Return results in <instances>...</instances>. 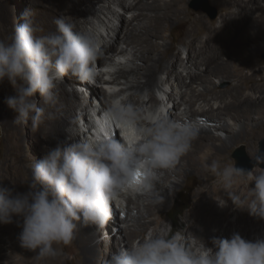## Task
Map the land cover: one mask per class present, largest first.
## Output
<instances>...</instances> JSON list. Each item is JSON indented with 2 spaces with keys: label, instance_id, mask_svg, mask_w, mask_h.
<instances>
[{
  "label": "bare ground",
  "instance_id": "6f19581e",
  "mask_svg": "<svg viewBox=\"0 0 264 264\" xmlns=\"http://www.w3.org/2000/svg\"><path fill=\"white\" fill-rule=\"evenodd\" d=\"M41 1L53 13L58 12L65 17L75 30L94 31L100 43L96 63L104 66L108 62L109 68H113L106 72L100 71L99 80L104 83H122L125 88L121 91L129 92L124 97L126 101L143 109L156 107L154 103L157 98L151 89L158 71L165 70L170 75L180 59L179 48H172L166 43H162L161 48L155 44V37H165L167 22H178L185 26L183 44L189 66L184 65L186 77L181 72L174 73L180 92L173 93L171 90L168 100L172 101V106L166 113L172 118L183 117L193 124L200 119L208 123V127L195 124L199 134L192 142L190 151L171 169L158 170V179L150 194L142 193L134 197V194L127 193L133 191H124L113 201L124 217L122 222L127 223L123 230L125 237L122 236V230L121 237L111 233L110 215L106 223L97 228L96 225H78L74 239L68 244L69 248L65 250L62 245L59 247L60 244H56L54 247L58 255L40 260L33 252L20 247L17 240L20 229L15 223L0 224V264H63V251L74 254L80 264H104L117 250L98 259L96 251L100 233L115 239L120 248L133 242L150 226V233L162 231L161 215L190 174L201 172L208 178L206 163L219 160L222 167L227 165V152L237 142L245 144L251 155L259 148L264 134V70L256 57L264 51V0H216L223 8L218 24L206 22L200 13L192 14L186 8L187 0ZM116 7H120L123 12H119ZM129 11H133L131 17L126 16ZM153 43L155 47L151 48ZM159 48L162 50L160 55ZM113 54L128 55L126 61L130 65L116 62ZM139 61H145V65L139 66ZM105 74L109 78L104 79ZM209 75L228 80V86L221 88L216 83L210 84ZM122 77L124 81L119 80ZM186 78L190 79L189 83ZM84 82L71 74L65 75L61 85L71 91L61 90L57 103L51 107L45 106L51 117L46 113L39 127L30 129V138L39 145L42 156L69 135L73 139L94 135L93 116L102 114L106 100L113 95L103 91L104 100L96 101L95 92L87 96L90 90ZM192 82L205 85L198 90ZM78 94L87 104H78ZM39 104L44 106L43 102ZM92 104L93 107H89ZM69 105L79 106L71 109ZM182 105L184 112L180 114L178 110ZM74 119L77 129L73 126ZM3 120L7 132L5 140L11 145L12 135L17 132V128H10L7 115ZM217 123L221 125L218 127ZM115 136L119 137L117 131ZM20 158L5 155L0 159V185L24 192L27 183L23 182L27 178L31 179V173L25 170ZM244 160L240 157L235 161L244 166ZM253 186L254 182L243 185L240 181H234V190L242 197L247 195L248 187ZM221 198L226 201L223 207L217 203ZM232 215H235V219H231ZM233 229L248 240H251V234H254V238L256 235L264 237V219L249 215L247 210L235 208L225 194L224 186L210 191L206 182L199 184L180 228L185 242L195 248L204 240L211 247L212 236L228 238ZM191 237L194 241L190 240Z\"/></svg>",
  "mask_w": 264,
  "mask_h": 264
},
{
  "label": "clouds",
  "instance_id": "9594fccd",
  "mask_svg": "<svg viewBox=\"0 0 264 264\" xmlns=\"http://www.w3.org/2000/svg\"><path fill=\"white\" fill-rule=\"evenodd\" d=\"M21 19L0 40V83L7 80L14 90L3 99L15 113L14 123L31 119L36 129L47 113L45 106L57 103V80L71 74L95 81L100 43L93 30L77 31L62 17L53 20L55 31L47 35H37L42 30L31 12L22 13ZM37 94L44 106H38ZM92 125L94 135H69L39 160H31V179L23 182L26 191L0 185V224L15 223L20 247L37 259L56 257L54 245L71 243L78 225L103 226L111 215L110 204L122 192H150L158 170L174 167L199 134L183 117L172 118L162 107H137L124 97L110 96ZM113 127L120 129L119 137L112 134ZM251 159L257 171L235 161L222 167L212 160L205 167L221 178L235 208L264 219V167L259 166L264 153L257 148ZM236 178L254 182L244 197L234 190ZM217 203L226 205L223 198ZM211 245L203 240L194 248L181 232L162 230L120 247L104 264H264V237L248 240L233 232L228 238L212 236Z\"/></svg>",
  "mask_w": 264,
  "mask_h": 264
},
{
  "label": "rangeland",
  "instance_id": "374dc122",
  "mask_svg": "<svg viewBox=\"0 0 264 264\" xmlns=\"http://www.w3.org/2000/svg\"><path fill=\"white\" fill-rule=\"evenodd\" d=\"M208 3L212 6H214L217 10L216 16L214 18H211L208 13L206 11H204L201 7H199L198 9L195 8V6H200L201 4H203L204 0H187L186 3V8L192 13V14H197L200 13L203 15L204 20L206 22H210L213 21L215 23H219L220 22V15L222 13V6L220 5L219 2H217L216 0H207ZM116 9L119 12H123V10L120 7H116ZM25 11H29L33 14L34 16V20L35 23L37 25V27L39 29H41L42 31L38 32L37 35H47L50 34L52 32L55 31V24L53 23V20L57 17H62L65 20V17H63L60 13L56 12L53 13L51 11V9L45 5V3H43L42 1L39 2V0H0V40H6L8 38V36L11 34L12 30L14 29V27L19 24L22 23V13H24ZM133 15V11H129L126 13L127 17H131ZM67 22V20H65ZM95 22L97 23V19H95ZM168 25L166 26V31H165V37L163 39H160L158 37H155V44H157L158 46H160L161 48H163V46H161L162 43H166L169 44L172 48H179L181 53H180V59L177 61V65L174 66L172 68L173 72H171V74H167L165 70H159L158 73L156 74V79L152 84V89L151 92L156 96L157 100L155 101L154 105L156 107H162L163 110L166 112L168 108H170L172 106V101L168 100V95L169 93H171V90L173 93H179V87L177 85V80H175L174 77V73L175 72H181L183 77H186L187 75V69H184V65L188 64L187 63V52L185 50L184 44H183V39H184V30H185V26L181 23L178 22H167ZM175 25V26H174ZM154 38V37H153ZM155 44H151V48L155 47ZM161 48H159V53L158 55H160L161 53ZM151 50V49H150ZM152 51L154 52H158L156 51V49H153ZM149 55V53H147ZM151 54V53H150ZM263 54L264 51L260 52L259 54H257V60H258V64L261 66V68L264 70V58H263ZM115 54H113L114 56ZM115 61H121V63L123 64H128L130 65V62L126 61V59H128V55H122L120 56L115 55L114 56ZM139 66H144L145 65V61H139L138 62ZM189 66V64H188ZM139 70H142L141 68H138ZM109 70H113V68H109L108 62H106L104 64V66H98V64L96 65V72L97 75L95 77V81L92 83L89 82H84V84L86 86H89V90L90 92H88L87 96H90V93H96V98H98L96 101H98L99 99L101 101H103V95L101 94V92H105L108 95H113V97H125L128 95L129 92H122L121 89L125 88V85H123L122 83H104L103 81L99 80V76L100 75V71H109ZM98 77V79H97ZM210 77V84L211 83H216V85H218V87L221 88H225L228 86L229 81L228 80H220L219 78L209 75ZM109 78L108 74L104 75V79ZM103 79V80H104ZM120 81H124L123 77L119 78ZM67 84V81L64 80ZM214 81V82H213ZM186 82L189 83L190 79L186 78ZM192 85L198 89L201 90L203 85H200L198 82H192ZM65 87V85H64ZM69 87V86H68ZM65 88H63V86L61 85V80H57L55 82V88H54V92L56 94V97H60L61 96V90H63ZM68 89V90H67ZM185 87L182 89L184 90ZM65 90H67V92L71 91L70 88H66ZM94 90V91H93ZM98 93V96H97ZM10 95H14V90L12 88V86L7 82V80H5L3 83H0V159L2 157H4L5 155L10 157V158H19L21 157V162L25 167L26 171L30 172V162L31 160L37 161L42 157V152L39 150V145L36 143L35 140H32L30 138V129L33 126V122L31 119H29L27 124H21V125H17L16 123H14V114H12L13 110H11L10 108H8L4 103H3V99L5 96H10ZM77 98V96H76ZM35 100L38 104V106H41L39 103H42V98L39 96V94L36 95ZM78 100L80 101L78 104H87L84 103L85 100L82 98L81 95L78 94ZM215 102V101H213ZM96 102H94L95 104ZM79 105H69V107L71 109L77 107ZM97 106V105H94ZM89 107H93L89 106ZM98 107V106H97ZM183 108L184 106L182 105L180 107V109L178 110V113H183ZM98 109H101L98 107ZM10 114V115H9ZM7 115L8 116V124L10 126L11 129H13L14 127L17 128V132L14 133V135H12L11 138V145H9V141L5 140V135H6V130L4 127V116ZM198 122H195L194 124H200L203 126L208 127V123L202 122L200 119H197ZM77 123V122H76ZM75 123V119H74V123L73 126L74 128L77 129V124ZM218 127L221 125V123H217ZM119 133V132H118ZM215 133H217L215 131ZM219 133V132H218ZM120 134V133H119ZM222 134V133H220ZM264 139V134L262 135V138L259 142V150L261 153H264V147L261 146V142ZM13 144V145H12ZM244 148L245 154L248 157L249 161H244L243 165H245V163L247 162L246 166L250 164V162H252L253 160L251 159V154H249L246 145L243 144L242 142H237L234 145H232L228 152H227V164L232 163L234 160V158L232 157L233 152L240 148V147ZM19 156V157H18ZM260 167H264V163H262V165H259ZM245 168V166H244ZM250 170L255 171L258 170L256 166H253ZM203 173L201 172H194L192 174H190L185 182L184 185L181 189H179V191H177L176 195L174 196L172 202L169 204V207L163 211L162 215H161V221L163 223V226L161 227V230H171V232L175 233V232H180V228L182 226V223L184 221V215L187 213V210L191 207L192 202H193V198L197 192V187L199 184H201L202 182H206V185L208 187V189L210 191H212L214 188L216 187H223L224 184L221 181V178L216 176L215 174L211 173L209 171V177L207 178L206 175H202ZM215 176V177H214ZM214 177V178H213ZM212 178V179H211ZM206 179V181H205ZM208 179V181H207ZM246 179H241V178H236L235 182L240 181L243 185L247 184V182H245ZM202 181V182H201ZM217 182V183H216ZM221 182V183H218ZM245 182V184H244ZM216 186V187H215ZM212 189H211V188ZM185 188H189L190 189V195H189V202H188V207L184 210V212L182 213V215L180 216V218L175 222V224L171 223V221L168 219L167 217V213L170 210V208L172 207L174 200L176 198V196L178 194H183V190ZM127 193H132L134 194L136 197L138 194H142L144 192H138V191H133V192H127ZM149 194L151 192H148ZM118 205V204H117ZM110 208H111V222H110V231L111 233H113L114 235H116L117 237H121V230H122V236L125 237V233L123 232L124 228L126 227L127 223L122 222V218L123 215L120 214L119 212V208L118 206H116L115 203L110 204ZM135 213V211H134ZM231 219H235V215L231 216ZM91 227H94V225H91ZM133 227V226H131ZM152 227V226H150ZM149 227V228H150ZM0 228L2 229V226L0 225ZM97 228V226H96ZM147 229L146 232H144L142 235L137 236L134 240L138 239L141 236H146L147 234H149L152 229ZM120 229V230H119ZM119 230V231H118ZM235 232V230L233 229V231L229 234L230 235ZM254 234H251V240H255L257 238H259L258 235L255 236V238L253 237ZM99 242V248L96 251V255L98 257V259H103L105 257V255L107 253H109L111 251V253L113 252V250H118L119 249V245L118 242L115 239H110L109 237H106L105 234L100 233V239H98ZM191 241H194V238L191 237L190 239ZM63 246V248L66 250L68 247L67 245L64 244H60V246ZM62 254V262L63 264H80L76 258V256L72 253L69 252H61ZM66 253V254H64Z\"/></svg>",
  "mask_w": 264,
  "mask_h": 264
},
{
  "label": "trees",
  "instance_id": "16d2710c",
  "mask_svg": "<svg viewBox=\"0 0 264 264\" xmlns=\"http://www.w3.org/2000/svg\"><path fill=\"white\" fill-rule=\"evenodd\" d=\"M190 189L185 188L183 194H178L174 200V203L167 213L168 219L171 223L175 222L180 218L184 210L188 207Z\"/></svg>",
  "mask_w": 264,
  "mask_h": 264
},
{
  "label": "water",
  "instance_id": "95a60500",
  "mask_svg": "<svg viewBox=\"0 0 264 264\" xmlns=\"http://www.w3.org/2000/svg\"><path fill=\"white\" fill-rule=\"evenodd\" d=\"M199 7H201L204 11H206L211 18H214L216 16V13H217L216 8L210 5L207 0H204L203 4H201L200 6H195L196 9H198ZM263 58H264V54H263ZM261 146L264 147V139L261 142ZM232 157L233 158L235 157L236 159L241 157V159H245L244 161H247V162L249 161L248 157L245 154L244 148L242 146L233 152ZM247 162L244 165L246 170H250L253 166H255V163H256L253 160L252 162H250L249 165L246 166ZM236 165L244 168V166H241L240 164L236 163Z\"/></svg>",
  "mask_w": 264,
  "mask_h": 264
},
{
  "label": "snow or ice",
  "instance_id": "6c2138e0",
  "mask_svg": "<svg viewBox=\"0 0 264 264\" xmlns=\"http://www.w3.org/2000/svg\"><path fill=\"white\" fill-rule=\"evenodd\" d=\"M139 175H140V173L138 172V173H137V177H139Z\"/></svg>",
  "mask_w": 264,
  "mask_h": 264
}]
</instances>
